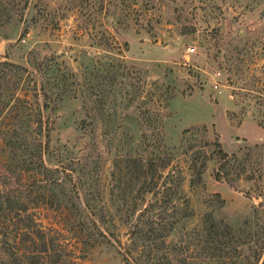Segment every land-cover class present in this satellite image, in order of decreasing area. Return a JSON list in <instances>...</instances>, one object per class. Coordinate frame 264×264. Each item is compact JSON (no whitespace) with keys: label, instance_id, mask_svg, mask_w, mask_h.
<instances>
[{"label":"rangeland","instance_id":"obj_1","mask_svg":"<svg viewBox=\"0 0 264 264\" xmlns=\"http://www.w3.org/2000/svg\"><path fill=\"white\" fill-rule=\"evenodd\" d=\"M126 1L0 0V188L38 187L29 205L57 230L59 264H241L264 242V147L245 146L264 143V126L231 89L260 77L264 90V0H146L143 26L116 22ZM202 133L237 154L230 182L207 159L199 190L184 142ZM67 188L115 208L103 222L119 242L65 200ZM214 192L223 202L212 208ZM143 206L146 237L131 249L127 225ZM207 212L236 228L248 220L254 242L215 243Z\"/></svg>","mask_w":264,"mask_h":264},{"label":"trees","instance_id":"obj_2","mask_svg":"<svg viewBox=\"0 0 264 264\" xmlns=\"http://www.w3.org/2000/svg\"><path fill=\"white\" fill-rule=\"evenodd\" d=\"M122 1V0H119ZM125 0H123L124 3ZM150 0H147V2ZM146 0L143 3V0H127L125 4H123L126 9L125 14L121 13L120 7L119 10L116 11L115 20L117 23H123L125 25L135 24L137 26H143L149 24L150 14H146V12H142V8L146 5ZM146 15L149 18H146ZM143 19H145V23H143ZM137 26L135 29H137ZM146 27V26H144ZM148 29V27H146ZM116 41V40H115ZM238 53L239 50H235ZM234 66V65H233ZM235 69L236 66H234ZM238 67V66H237ZM263 79L260 77H253L251 82L247 86H243L245 91L240 92L231 89V94L235 96V103L241 104L239 105V109L245 110L247 106H251L253 108V114H255L256 123L260 126H264V90L261 91L262 86L258 85L262 82ZM251 85V86H250ZM241 89V86H238ZM239 95L241 97V101L239 102ZM164 103V102H163ZM37 120L40 121V117L37 116ZM187 130V129H184ZM191 131V133H193ZM184 148L188 155V163L187 167L189 169V177H188V185L190 187L200 186L199 190H203V182L201 173L205 168L207 159H214L216 162V168L213 170V177L215 179L224 178L226 181H231L232 179L227 175L228 168L230 163V157H236L237 152L231 151L229 154L226 150L221 147L220 141L215 135L212 140H209L206 137L205 133H202L200 136H186L184 142ZM245 146H250L251 148H259L264 147V143L259 144L254 142L253 144L245 143ZM40 143L38 145V152L40 153ZM237 151H240V157L238 159L240 166V170L243 169V163L248 159V151H245L239 147ZM165 162L161 164V168L164 167ZM39 179V178H36ZM181 180V177L179 176ZM179 182V181H176ZM34 186H40L41 184H37L38 180H32L31 183ZM27 183V184H28ZM18 185H23L20 181H17ZM26 184V185H27ZM179 184V183H178ZM37 188H0V218L12 221L14 223L9 230L5 226H1L0 228V252L5 254V260L2 259L0 264H35L41 263L40 258H51L48 260L50 264H59V253L57 252V248L54 243V236L52 234L53 231H57L53 227H48L45 229V225L41 224L39 218L34 216L33 209L29 205V197L30 194ZM68 191L62 190V193H65V200L70 204L73 203L75 207H78V211L81 212L82 217L88 219L97 233L105 236L106 233H111L113 239L119 242V238L117 237L114 229L111 228L110 222L104 224V216L110 215L113 217L115 213V208L111 212H104L101 209V206H97L94 199L91 197H86L85 193L79 194L77 188H67ZM151 188H147L149 190ZM196 189V188H195ZM74 190V198L71 196V191ZM215 198H207L206 203L212 205V208L219 207L223 200L219 197L217 192H214ZM64 196V195H63ZM210 201V202H208ZM80 204V206H79ZM29 205V206H28ZM146 208L143 206L136 213L135 217L129 224L127 225L128 232V244H131V249L134 247V241L137 238H145L146 230L144 229L145 221L142 219L143 210ZM133 204L132 207L128 209L129 215H132L134 212ZM212 221L209 224V231L213 233V241L216 243V239L220 240V237L224 234H232L237 235V233L243 234L245 237H249L247 243L251 240L254 242L252 238V232L249 230L248 220H244L243 226L232 227L228 224L227 221H222L221 218H214L211 215V212L206 213ZM74 219V217H73ZM5 223V222H4ZM8 225V224H7ZM47 229H52L51 231H46ZM104 230V231H103ZM9 231H12V236L8 235ZM218 237V238H217ZM239 241L238 239H236ZM21 242L23 249H21ZM235 242V241H232ZM244 242V241H242ZM242 242L240 244L235 243V245L228 244L225 247V251H230V249L235 250L237 246L242 247ZM242 243V244H241ZM263 239L260 238L258 244H254L252 251L253 253L249 256L246 255L242 258L241 264H256L260 254L261 249L263 247ZM128 248V247H127ZM126 258V256H123ZM4 263V261H6Z\"/></svg>","mask_w":264,"mask_h":264},{"label":"built area","instance_id":"obj_3","mask_svg":"<svg viewBox=\"0 0 264 264\" xmlns=\"http://www.w3.org/2000/svg\"><path fill=\"white\" fill-rule=\"evenodd\" d=\"M192 49H193L192 46H188V47H187V50H189V51H192Z\"/></svg>","mask_w":264,"mask_h":264}]
</instances>
